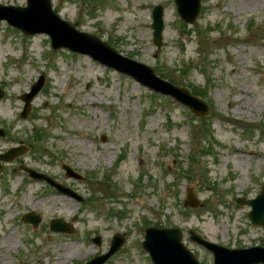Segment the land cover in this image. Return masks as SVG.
I'll return each mask as SVG.
<instances>
[{
	"label": "rangeland",
	"instance_id": "rangeland-1",
	"mask_svg": "<svg viewBox=\"0 0 264 264\" xmlns=\"http://www.w3.org/2000/svg\"><path fill=\"white\" fill-rule=\"evenodd\" d=\"M50 4L76 30L198 94L210 114L192 127L188 110L170 98L88 56L52 50L44 34L25 36L0 21V154L27 148L1 163L0 264H84L104 254L114 234L124 244L104 264H152L141 248L148 227L180 229L199 264H213V256L189 241L190 232L227 249L264 247L250 208L235 202L255 198L264 182V0H201L193 25L181 21L173 0ZM0 5L25 7L26 0ZM157 5L164 21L158 50L150 28ZM40 76L43 87L21 119L18 96ZM61 164L83 179L66 177ZM187 188L201 207H184ZM30 212L40 218L35 228L21 220ZM53 219L72 233L50 231Z\"/></svg>",
	"mask_w": 264,
	"mask_h": 264
},
{
	"label": "water",
	"instance_id": "water-1",
	"mask_svg": "<svg viewBox=\"0 0 264 264\" xmlns=\"http://www.w3.org/2000/svg\"><path fill=\"white\" fill-rule=\"evenodd\" d=\"M174 3L182 21L192 25L200 12V0H174ZM162 17V7L155 6L152 10V23L150 28L153 30V44L158 49L162 45V31L164 27ZM3 19L9 25L20 30L27 36L38 33L47 34L53 50L65 48L74 53L88 55L93 60L98 61L108 68L131 76L137 82L150 89L171 96L186 106L197 117L207 116L209 114L207 105L198 97L191 96L188 90L175 87L161 80L155 75L152 68L122 56L97 36L79 32L71 24L60 19L52 11L50 0H27V6L24 8L0 6V20ZM42 86L43 78H40L38 82L31 86L30 93L20 96V99L24 102L23 111L20 114L21 118L27 117L31 110L30 103ZM2 97L3 92L0 90V98ZM3 135L4 133L0 129V137ZM25 152L26 148L23 147L11 148L6 153L0 154V162H10ZM63 168L67 176L78 177L69 167L63 166ZM21 169L28 172L29 176L34 179L46 181L55 187L57 191L80 199L69 189L54 182L47 176L37 174L33 170L24 167ZM237 203L250 206L251 211L248 213V219L251 221V224L264 229V183L261 192L255 199H238ZM185 206L191 208L200 206V202L196 200L192 191H189L186 195ZM22 220L23 222L32 223L34 226L39 222V218L34 216L33 213L25 214ZM50 227L54 231L70 232V229L60 220L51 221ZM181 237L179 229L147 228L145 230L142 247L148 252L153 264H199L192 254L182 245ZM190 240L212 252L214 255V264H264V248L261 247L229 250L202 240L193 233L190 235ZM97 242L99 241L97 240ZM123 243L124 239L121 236H113L109 251L86 264H103L110 256L116 253Z\"/></svg>",
	"mask_w": 264,
	"mask_h": 264
},
{
	"label": "trees",
	"instance_id": "trees-1",
	"mask_svg": "<svg viewBox=\"0 0 264 264\" xmlns=\"http://www.w3.org/2000/svg\"><path fill=\"white\" fill-rule=\"evenodd\" d=\"M195 95H198V94H196V93H194Z\"/></svg>",
	"mask_w": 264,
	"mask_h": 264
},
{
	"label": "bare ground",
	"instance_id": "bare-ground-1",
	"mask_svg": "<svg viewBox=\"0 0 264 264\" xmlns=\"http://www.w3.org/2000/svg\"><path fill=\"white\" fill-rule=\"evenodd\" d=\"M71 252V251H70Z\"/></svg>",
	"mask_w": 264,
	"mask_h": 264
}]
</instances>
